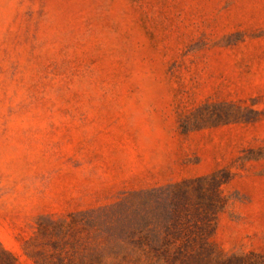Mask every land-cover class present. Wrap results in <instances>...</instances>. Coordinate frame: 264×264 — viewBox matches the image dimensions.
I'll list each match as a JSON object with an SVG mask.
<instances>
[{
    "label": "rangeland",
    "instance_id": "obj_1",
    "mask_svg": "<svg viewBox=\"0 0 264 264\" xmlns=\"http://www.w3.org/2000/svg\"><path fill=\"white\" fill-rule=\"evenodd\" d=\"M220 170L212 239L264 264V0H0V243L16 264H88L96 213Z\"/></svg>",
    "mask_w": 264,
    "mask_h": 264
},
{
    "label": "trees",
    "instance_id": "obj_2",
    "mask_svg": "<svg viewBox=\"0 0 264 264\" xmlns=\"http://www.w3.org/2000/svg\"><path fill=\"white\" fill-rule=\"evenodd\" d=\"M227 171L135 192L90 218L101 241L88 264H256L213 241L217 214L228 204ZM69 263V262H68ZM0 264H16L0 243Z\"/></svg>",
    "mask_w": 264,
    "mask_h": 264
}]
</instances>
